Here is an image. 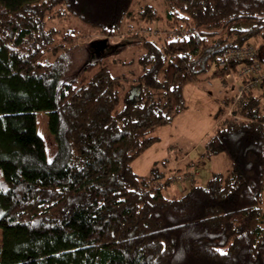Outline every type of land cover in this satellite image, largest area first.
I'll list each match as a JSON object with an SVG mask.
<instances>
[{"label":"trees","instance_id":"1","mask_svg":"<svg viewBox=\"0 0 264 264\" xmlns=\"http://www.w3.org/2000/svg\"><path fill=\"white\" fill-rule=\"evenodd\" d=\"M131 5L0 0V264H264V82L232 108L251 121L220 122L219 108L207 152H225L230 171L168 196V180L131 168L154 127L185 108L184 86L227 72L214 64L222 49L257 39L264 61V0H163V15L145 6L138 21L186 33L159 42L129 25L139 75H112L98 57L63 79L60 49L77 36L47 20L72 17L108 39L123 34Z\"/></svg>","mask_w":264,"mask_h":264},{"label":"rangeland","instance_id":"2","mask_svg":"<svg viewBox=\"0 0 264 264\" xmlns=\"http://www.w3.org/2000/svg\"><path fill=\"white\" fill-rule=\"evenodd\" d=\"M149 5L157 9L160 15L164 14L163 0H132L130 10L134 15L132 19H126L121 33L127 30L129 25L137 33H140V29L147 27L158 33H148L145 35L146 38H156L161 42L163 37L168 35L167 32L171 30L166 29L162 20L154 23L137 20L139 12ZM46 25L59 28L61 33L72 29V34L77 36L74 41L65 45V49H60L64 59L61 76L63 79H70L82 65L93 58L98 59V57H101L100 60L108 65L112 75L135 77L140 74L141 67L137 59L141 52V45L137 43L138 40H136L137 42L127 40L125 33L106 39L104 48L99 51V54L96 52L94 56L91 43L94 40L105 38L97 31H89L85 25L72 17L47 20ZM211 72L212 70H209L198 80L187 83L183 90L185 108L167 124L156 126L150 132V136H156L157 140L144 153L134 158L131 163L132 171L137 175L145 176L155 171L159 176L157 180L161 184H165L166 180L176 172L195 167L198 170L195 180L199 185H203L215 173L225 174L232 169L229 156L225 152L213 155L207 152V143L212 137L213 127L217 122L222 97L233 94L235 91L230 77L225 82H221L222 77L211 76ZM35 118L36 129L45 140V152L50 158L54 144L47 129L48 117L45 112L41 111L35 114ZM177 187V183L169 181L168 187L165 188L167 195L180 196Z\"/></svg>","mask_w":264,"mask_h":264},{"label":"built area","instance_id":"3","mask_svg":"<svg viewBox=\"0 0 264 264\" xmlns=\"http://www.w3.org/2000/svg\"><path fill=\"white\" fill-rule=\"evenodd\" d=\"M187 30L173 29L167 32L168 35H184ZM143 36L158 33L155 30H149L147 27L139 30ZM142 32V33H141ZM263 41L254 39L249 42L243 43L241 46L225 47L215 57L214 64L219 70L226 69L227 72L221 77V81L225 82L228 77L231 78L235 91L232 94V101L227 102L222 97L220 107L224 109L223 114L218 121H228L231 124L246 123L251 121L249 118L233 113L234 104L242 98L245 93L261 89L264 82V61L259 58V46ZM264 89V87H263ZM198 176V170L195 167H190L186 171L176 172L173 176L169 177L170 182L177 183L178 191L181 195L185 193L190 187L192 181ZM186 185V187H184Z\"/></svg>","mask_w":264,"mask_h":264},{"label":"water","instance_id":"4","mask_svg":"<svg viewBox=\"0 0 264 264\" xmlns=\"http://www.w3.org/2000/svg\"><path fill=\"white\" fill-rule=\"evenodd\" d=\"M97 43H100V44L103 46V48H104L105 43H106V39H104V40H102V41H97Z\"/></svg>","mask_w":264,"mask_h":264},{"label":"crops","instance_id":"5","mask_svg":"<svg viewBox=\"0 0 264 264\" xmlns=\"http://www.w3.org/2000/svg\"><path fill=\"white\" fill-rule=\"evenodd\" d=\"M216 121H217V120H216ZM217 122H218V121H217ZM217 122H216V123H217ZM213 128H214V127H213Z\"/></svg>","mask_w":264,"mask_h":264}]
</instances>
